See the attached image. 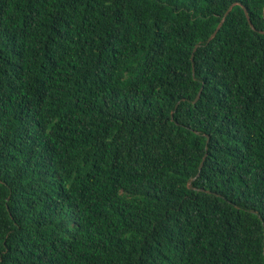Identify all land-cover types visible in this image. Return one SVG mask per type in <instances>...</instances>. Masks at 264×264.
I'll return each mask as SVG.
<instances>
[{"label": "trees", "instance_id": "obj_1", "mask_svg": "<svg viewBox=\"0 0 264 264\" xmlns=\"http://www.w3.org/2000/svg\"><path fill=\"white\" fill-rule=\"evenodd\" d=\"M0 264H264V0H0Z\"/></svg>", "mask_w": 264, "mask_h": 264}, {"label": "water", "instance_id": "obj_2", "mask_svg": "<svg viewBox=\"0 0 264 264\" xmlns=\"http://www.w3.org/2000/svg\"><path fill=\"white\" fill-rule=\"evenodd\" d=\"M231 10H232V7H230V9L227 11V13H226L225 17L223 18L221 24L218 26V28H217L216 31L213 33V35L209 38L208 43H210V42L216 37V35H217L218 32L220 31L221 27L223 26V24H224V22H225V20H226V17L230 14ZM245 14H246V17H247V19H248V22H249L251 28H252V29H255V27H254V25H253V23H252V20H251L250 14H249V12H248L247 9H245ZM198 47H199V46H197V48H198ZM197 48H195V51H196ZM192 60H194V53H193V56H192ZM199 97H200V95L198 96L197 100L199 99ZM197 100H196V101H197ZM206 158H207V155H205V157L203 158V161L201 162V165H200V168H199L200 171L202 170V168H203V166H204V164H205Z\"/></svg>", "mask_w": 264, "mask_h": 264}]
</instances>
